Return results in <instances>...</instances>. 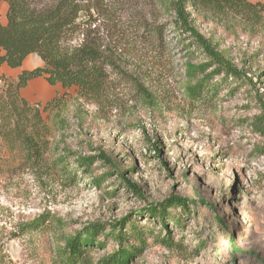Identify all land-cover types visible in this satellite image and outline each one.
I'll use <instances>...</instances> for the list:
<instances>
[{"label": "rangeland", "instance_id": "obj_1", "mask_svg": "<svg viewBox=\"0 0 264 264\" xmlns=\"http://www.w3.org/2000/svg\"><path fill=\"white\" fill-rule=\"evenodd\" d=\"M151 4L100 0L98 11L82 17L86 32L117 51L150 100L116 75L99 106L77 101L74 87L50 86L44 76L47 90H31L29 81L19 91L45 120V104L64 96L67 125L55 133L45 168L0 143V264H64L68 236L94 224L126 233L130 223L144 244L128 264H264V135L251 126L264 106V42L242 27L197 19L252 84L217 78L204 99L190 101L183 92L187 52L170 29L165 44L143 41L145 23L167 18ZM7 8L0 3L1 24ZM189 55L204 61L200 51ZM59 156L64 163L53 164ZM77 156L104 160L86 171ZM172 197L184 199L186 211L170 209L164 228L146 211ZM36 221L44 224L34 228ZM117 250L108 237L105 246L88 249L83 264H101Z\"/></svg>", "mask_w": 264, "mask_h": 264}, {"label": "trees", "instance_id": "obj_2", "mask_svg": "<svg viewBox=\"0 0 264 264\" xmlns=\"http://www.w3.org/2000/svg\"><path fill=\"white\" fill-rule=\"evenodd\" d=\"M99 1L0 0V3L8 5L5 24L0 23V66L19 68L24 59L33 54L42 62L40 67L22 70L15 84L0 77V143L11 152L21 151L25 161L32 167L48 166L49 151L55 145V133L67 125L63 118L67 107L64 96H56L45 104L43 112L48 114L47 120L42 117L39 109L20 97L19 91L32 79L44 76L50 86L60 85L63 89L74 87L77 101L99 106L105 99L110 76L116 75L131 80L138 92L150 100L148 90L121 67L117 51L112 47H103L99 43V37L86 32L82 17L90 16L92 9L98 11ZM151 2L167 18L164 23H145L143 41L151 45L156 42L165 44L164 42H168L165 32L170 29L177 44L187 52L183 92L188 100L204 99L212 91V84L217 78L252 84L243 69L238 68L202 34L196 20L208 18L224 29L233 31L242 27L249 34L259 35L261 42H264L262 3H252L249 0ZM194 51H200L204 61L194 62L189 55ZM261 109L260 115L251 119V126L257 133L264 135V106ZM96 158L77 156L76 164L87 171ZM64 161L59 156L53 164L61 165ZM185 202L184 199L172 197L164 204L150 208L146 213L166 228V221L170 217L168 211L173 208L186 211ZM43 224V221H36L32 226L40 228ZM104 233V240H99V235ZM111 236L118 250L103 259L101 264H128L139 254L144 244V238L133 223H130L126 233L121 229L111 233L105 225L94 224L64 239V264H83L88 249L105 246L106 239ZM229 239H233V236H229Z\"/></svg>", "mask_w": 264, "mask_h": 264}, {"label": "crops", "instance_id": "obj_3", "mask_svg": "<svg viewBox=\"0 0 264 264\" xmlns=\"http://www.w3.org/2000/svg\"><path fill=\"white\" fill-rule=\"evenodd\" d=\"M249 1L252 3L260 2L264 5V0H249ZM40 66H42L41 60L36 55L33 54V55L27 56L22 62L21 67L19 68L11 69L7 67L6 65L0 66V76L4 75L5 77L16 78L22 70H32ZM29 87L31 90L36 89L37 91L39 89L47 90V85L41 77L32 79L28 84V88Z\"/></svg>", "mask_w": 264, "mask_h": 264}]
</instances>
